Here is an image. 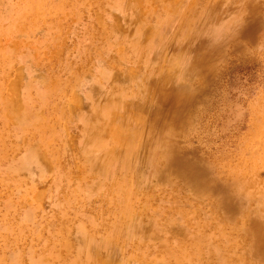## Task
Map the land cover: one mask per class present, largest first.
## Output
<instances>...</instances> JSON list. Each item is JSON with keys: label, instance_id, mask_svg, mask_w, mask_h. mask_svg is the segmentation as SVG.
<instances>
[{"label": "rangeland", "instance_id": "374dc122", "mask_svg": "<svg viewBox=\"0 0 264 264\" xmlns=\"http://www.w3.org/2000/svg\"><path fill=\"white\" fill-rule=\"evenodd\" d=\"M222 260L264 264V0H0V264Z\"/></svg>", "mask_w": 264, "mask_h": 264}, {"label": "bare ground", "instance_id": "6f19581e", "mask_svg": "<svg viewBox=\"0 0 264 264\" xmlns=\"http://www.w3.org/2000/svg\"><path fill=\"white\" fill-rule=\"evenodd\" d=\"M16 83H17V82H16ZM11 86H12V85H11ZM10 89H12V88L10 87ZM10 89H9V90H10ZM15 92H16V91H15ZM92 142L96 143V141H92ZM96 150H98V151H99L100 149H99V148H97ZM262 241H263V240H262ZM219 264H224V260H222V262H220Z\"/></svg>", "mask_w": 264, "mask_h": 264}]
</instances>
